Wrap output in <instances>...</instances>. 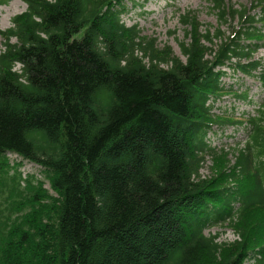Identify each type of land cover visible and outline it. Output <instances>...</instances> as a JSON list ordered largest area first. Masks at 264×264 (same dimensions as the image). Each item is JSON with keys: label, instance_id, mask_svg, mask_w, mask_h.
Here are the masks:
<instances>
[{"label": "trees", "instance_id": "trees-1", "mask_svg": "<svg viewBox=\"0 0 264 264\" xmlns=\"http://www.w3.org/2000/svg\"><path fill=\"white\" fill-rule=\"evenodd\" d=\"M23 1L0 32V158L41 166L55 196L40 182L24 196L20 172L0 211V264H264L247 221L260 209L264 231V100L246 121L235 175L224 172L234 182L199 171L215 149L211 129L244 124L215 120V102L230 92L253 102L224 77L264 89L253 55L264 47V0H209L229 30L187 32L185 61L155 38L138 40V25L122 20L125 0ZM182 20L199 23L190 11ZM219 225L238 226V239L205 232Z\"/></svg>", "mask_w": 264, "mask_h": 264}, {"label": "rangeland", "instance_id": "rangeland-1", "mask_svg": "<svg viewBox=\"0 0 264 264\" xmlns=\"http://www.w3.org/2000/svg\"><path fill=\"white\" fill-rule=\"evenodd\" d=\"M252 2L253 0H228V3L235 7L240 5L250 7ZM125 4L127 10L123 13L122 20L129 27L134 24L138 25L140 29L138 40L144 42V40L155 38L157 48L164 50L169 47L172 54L180 57L183 61L186 58L181 52L180 43L185 40L189 41L190 38L188 39L187 32L192 34L197 28L202 33L206 29H211L214 32L218 27L227 32L230 27L229 24L219 25L217 13L212 9L209 0H125ZM26 7L23 0H0V32L11 27L13 16L25 11ZM189 11L192 12V15L200 24L194 21L190 25L182 20L183 15ZM236 24H238L237 20L233 22V25ZM2 42L3 38L0 34V49L3 48ZM137 54L141 57L143 51L138 49ZM253 55L254 58L264 61V47H261ZM223 82L227 86L233 84L234 88H241V90L249 88L253 102L249 101L250 98L238 99L233 95V92L226 93L220 100L215 102L213 112L220 116L215 117V120L241 119L244 120V124L217 125L211 129L209 138L211 146L215 149L211 153L204 154V160L199 171L203 179H220L226 183H233L234 180L227 179L224 172L235 175L232 172L234 171L233 166L236 163L238 151L245 148L248 140L249 126L246 120L256 114V108L264 100V89L258 80L240 73H229L228 76L224 77ZM228 116H231V118L225 119ZM3 159H7L11 166L6 164L0 171L1 212L5 211L4 208L11 200V195L7 191L20 185L23 179L21 173L24 177L21 182V190L23 189L24 196H29L31 193L29 192L30 187L27 188L28 191L24 189L29 182L43 183V187L55 196L41 166L28 160L16 158L13 153H7L6 156L0 158V161ZM235 181L246 186L251 183V177L235 176ZM262 216V211L258 208L252 209L247 214L249 225L254 224V229L252 232L250 231V235L252 234L259 243L264 241V231L257 228L255 220L262 218ZM255 228H257V231H255ZM205 232L216 235L220 242H233L239 237V229L236 225L213 226ZM246 264L249 263L246 262Z\"/></svg>", "mask_w": 264, "mask_h": 264}]
</instances>
